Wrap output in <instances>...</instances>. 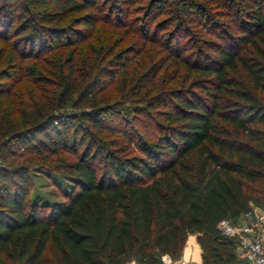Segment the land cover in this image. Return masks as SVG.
Segmentation results:
<instances>
[{"label": "trees", "instance_id": "obj_1", "mask_svg": "<svg viewBox=\"0 0 264 264\" xmlns=\"http://www.w3.org/2000/svg\"><path fill=\"white\" fill-rule=\"evenodd\" d=\"M140 1L114 0L123 5L112 6L121 21L111 19L113 8L101 13L107 0H0V63L8 53L15 79L36 88L19 99L0 89V150L9 159L0 165V264H162L164 255L180 258L189 235L198 264L237 263L234 241L217 225L264 206V0H147L140 19L129 16ZM213 9L238 15L230 26L236 35L209 30ZM191 18L219 41L193 62L159 36L168 25L190 35L183 23ZM97 21L135 35L129 54L74 48ZM55 43L71 48L46 61L43 74L25 66ZM147 44L163 55L134 82L137 91L170 68L172 80L183 72V83L191 78L184 88L157 89L135 109L157 131L150 142L117 114L120 126L105 123L116 110L99 106L103 78L126 76ZM103 132L124 143L106 147ZM36 167L71 183L61 201L31 200Z\"/></svg>", "mask_w": 264, "mask_h": 264}, {"label": "rangeland", "instance_id": "obj_2", "mask_svg": "<svg viewBox=\"0 0 264 264\" xmlns=\"http://www.w3.org/2000/svg\"><path fill=\"white\" fill-rule=\"evenodd\" d=\"M147 0H142L140 2L133 3L134 5L129 9V16L137 17L138 19L141 18L143 15L144 7ZM123 6L120 5L119 2H115L114 0H107L105 4V8H103V11L101 13L105 14L106 9L113 8L112 6ZM122 8V7H120ZM139 8V9H138ZM107 9V11H108ZM112 15L111 19L115 17L124 20V16L122 12H117L116 9H112ZM213 22L210 24L207 23V27L209 30L212 31H220L222 29L227 30L228 32L232 33L233 35H236L234 33L235 31L230 28L231 23L236 20L238 15L234 14L231 16H226L224 13H219L217 9H213ZM98 18L102 19V16H98ZM147 22H150L149 17H144ZM22 20V19H21ZM22 22V21H21ZM17 23H20L18 21ZM136 24V22H135ZM139 22L137 23V26ZM205 24V23H204ZM184 28L190 32V35H188L185 32L177 33L173 32L174 29L173 26L168 25L165 30L159 33V36L161 39H169L171 41V44L169 46L170 49H174L177 47H182L184 52L187 55L189 62H193L195 55L197 54V51L202 54L208 55V49L205 47V44H213L219 42L216 40L213 36V34H204V32L200 31V26L197 24V20H193L191 18L190 21H186L183 23ZM136 26V25H135ZM125 27L120 25H109L107 23H104L103 21H97L94 25L93 31L91 33V36L83 41L81 44L74 47L76 50H80L85 55L88 53V49H99L105 50L106 52H111L112 54L118 53V52H125L128 53V49L132 44L134 40V34H130L128 31L124 30ZM27 31H24L22 34H20L19 37L21 38L26 34ZM211 33V32H210ZM187 34V35H186ZM201 34V35H199ZM197 35L199 36V40H197ZM207 41V43H206ZM137 45H139V42L136 41ZM58 45V44H57ZM56 43L53 45V48L49 49L48 52L44 53L42 57L39 59H29L25 61V66L30 68L34 73L43 74L45 72L46 61H54L56 58L62 57L65 52L71 48V47H64V46H57ZM0 46L1 43H0ZM109 54V53H108ZM129 54V53H128ZM8 53L3 58L4 60L0 63V89L4 90H10V94H13L10 98H20V96H26L29 92L35 94L36 88L34 89L32 85L26 80L22 79L20 81H17L15 79V75L13 74V69L11 64V60H7L6 57H8ZM163 55V50H160L157 47H153L149 44L144 45L142 49V53L140 57H137V59H141L138 63L137 61L134 63L131 62L127 65V72L128 74L125 76L124 74H121V72H118L113 80H110L109 78H103V86L102 89L99 91V106H103L105 109H112L114 108L116 111L112 114L106 113L104 114V122L113 125V126H120L119 124L121 122L116 121V114L118 116L123 117V119L126 120V123L132 128V131L137 134L138 137H140L142 140L146 142H150L153 137L157 135V131L154 129L155 127L148 122L149 120L145 117L140 115L139 113H136V108H143L144 107V99L146 97H149L154 92H157L158 90L166 91L170 88H184L187 86L188 82L191 80L188 79V82L183 83L184 80V72L178 74L174 80H172V69H166L165 73L162 75H158L159 79L157 83L152 86L150 85L147 87L148 89L137 91V89L133 86L134 82L139 78L140 74H142L145 70L146 66H149L150 63H152V60L155 58H159ZM44 58V59H42ZM106 60L110 58V56L105 57ZM202 60V58H200ZM140 64V65H139ZM100 68H107V65L105 64V61L100 63ZM109 68L116 67L112 66ZM43 88H49L48 86H45ZM158 89V90H157ZM146 92V93H145ZM11 100V99H9ZM7 102H10V101ZM5 101L4 98L1 99V102ZM15 109H20L22 106L19 104H16L13 106ZM65 113L70 112V108L67 106L64 111ZM71 113V112H70ZM81 124L79 121H74L73 124ZM83 126V125H82ZM132 136V138H134ZM98 138L102 139V141L107 142L106 147L112 148L111 142L114 141L118 144L124 143V141L121 139L120 135L118 133H111V132H103ZM15 151L20 152L19 148H14ZM128 152L130 154H137V151L133 145H129ZM8 157L5 156L3 150H0V165H5L8 162ZM41 161V160H40ZM39 162V161H38ZM40 166L41 163H37V159H33L32 165ZM43 166V165H41ZM45 166V165H44ZM71 183L61 177L59 174L53 173L50 170L36 167L30 170V191L29 195L31 200H34L36 202H55V201H61L62 200V192L70 188ZM241 220H237L236 224L240 223ZM189 238L195 242V235H190L186 238V241H189ZM185 241L184 247H186L187 256L185 259H183V263L181 260V256L179 259H171L170 258V264H196L194 261L195 253L197 254V248L194 247V255L189 254V247H191L193 244H189ZM194 256V257H193ZM237 257V263L236 264H242V259L236 254ZM134 263V262H133ZM131 264V263H130ZM164 264V263H162Z\"/></svg>", "mask_w": 264, "mask_h": 264}, {"label": "built area", "instance_id": "obj_3", "mask_svg": "<svg viewBox=\"0 0 264 264\" xmlns=\"http://www.w3.org/2000/svg\"><path fill=\"white\" fill-rule=\"evenodd\" d=\"M242 217V221L234 225L223 220L217 228L221 235L234 241L236 254L242 259V264H264V206H253ZM160 260L170 264L167 255Z\"/></svg>", "mask_w": 264, "mask_h": 264}, {"label": "crops", "instance_id": "obj_4", "mask_svg": "<svg viewBox=\"0 0 264 264\" xmlns=\"http://www.w3.org/2000/svg\"><path fill=\"white\" fill-rule=\"evenodd\" d=\"M253 206H251V208H252ZM241 219H243V217L242 216H240L239 217V219L238 220H241ZM190 236V235H189ZM189 240H190V238H189ZM191 242L190 243H192L193 245L190 247L191 249L189 250V254H193L194 255V247H196L197 248V256H195L194 257V261H195V263L196 264H198V263H200V249H199V247H198V245H197V243H196V241L193 243V241L192 240H190ZM186 242H188V240L186 241ZM186 247H183V249H182V256H181V260H182V263H183V259H185V257L187 256V251H186V249H185ZM198 259H197V258ZM134 264L133 262H129V263H126V264Z\"/></svg>", "mask_w": 264, "mask_h": 264}, {"label": "bare ground", "instance_id": "obj_5", "mask_svg": "<svg viewBox=\"0 0 264 264\" xmlns=\"http://www.w3.org/2000/svg\"><path fill=\"white\" fill-rule=\"evenodd\" d=\"M190 240H191V239H190ZM190 240L188 241L189 244H191V243H190V242H191ZM189 249H190V247H189ZM191 250H192V249H191ZM195 256H197L196 253H195ZM193 257H194V256H193ZM196 258H197V257H196ZM197 259H198V258H197Z\"/></svg>", "mask_w": 264, "mask_h": 264}]
</instances>
